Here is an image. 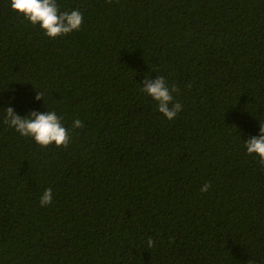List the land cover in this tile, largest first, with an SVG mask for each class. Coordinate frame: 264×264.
Returning <instances> with one entry per match:
<instances>
[{
    "label": "trees",
    "instance_id": "1",
    "mask_svg": "<svg viewBox=\"0 0 264 264\" xmlns=\"http://www.w3.org/2000/svg\"><path fill=\"white\" fill-rule=\"evenodd\" d=\"M56 3L79 31L48 38L0 0V264H264L245 148L264 125V0ZM158 76L173 120L142 91ZM9 106L55 111L68 148L21 136Z\"/></svg>",
    "mask_w": 264,
    "mask_h": 264
},
{
    "label": "clouds",
    "instance_id": "2",
    "mask_svg": "<svg viewBox=\"0 0 264 264\" xmlns=\"http://www.w3.org/2000/svg\"><path fill=\"white\" fill-rule=\"evenodd\" d=\"M109 4L113 0H107ZM118 4L119 0H115ZM11 9L19 16L24 17L33 26H39L45 36L57 39L79 31L83 24V15L79 10L61 13L56 0H11ZM192 87L191 84L188 85ZM142 91L151 97L157 104V110L168 120L177 117L183 108L176 102L172 93H178L179 89L173 85L171 88L163 76H158L154 81L146 78ZM37 100L42 99L38 92ZM4 123L14 128L23 137L32 138L37 145L48 148L55 145L57 148L67 149L70 143V135L67 128L62 124L61 118L55 111L45 113L31 112L27 118H21L12 107L6 108ZM74 128H82L83 124L79 119L74 120ZM248 155H255L259 158L258 163L264 166V125L260 127L259 137L251 138L245 143ZM211 187L210 183L201 186V192H207ZM53 202V191L48 188L40 198V206L47 207ZM148 247H154L152 238L148 239Z\"/></svg>",
    "mask_w": 264,
    "mask_h": 264
}]
</instances>
